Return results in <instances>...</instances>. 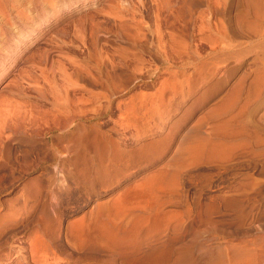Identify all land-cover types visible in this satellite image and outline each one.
I'll use <instances>...</instances> for the list:
<instances>
[{
	"label": "rangeland",
	"instance_id": "1",
	"mask_svg": "<svg viewBox=\"0 0 264 264\" xmlns=\"http://www.w3.org/2000/svg\"><path fill=\"white\" fill-rule=\"evenodd\" d=\"M30 1L19 8L46 32L18 57L2 47L0 70L12 66L0 97L50 110L35 83L58 75L59 62L74 77L67 54L114 87L100 99L106 113L72 118L68 130L7 131L0 200L19 196L22 220L0 231V264H264V0ZM41 4L61 15L40 14ZM20 23L0 27L15 37L29 30ZM224 31L227 47L214 50L210 38ZM80 83L84 96L102 92L87 73ZM160 92V111L174 101L161 128L144 131ZM57 135L58 163L25 168L23 156L42 158L36 146ZM211 142L224 144V158L193 162Z\"/></svg>",
	"mask_w": 264,
	"mask_h": 264
},
{
	"label": "bare ground",
	"instance_id": "2",
	"mask_svg": "<svg viewBox=\"0 0 264 264\" xmlns=\"http://www.w3.org/2000/svg\"><path fill=\"white\" fill-rule=\"evenodd\" d=\"M19 1L20 0H0V24L1 25L2 24L7 25L14 17H16L17 20L22 21V24L28 23L30 25V26H28L29 30L26 33H24L23 35H19V33H17V35H15V37L8 35L6 32V29H4V27H0V45H1L0 50H2V47L4 48V50H7L6 54L3 55L4 58L7 57L6 58L7 60H9L10 58H12L14 56L18 57L20 54H22L23 51L26 52V50L29 49L30 45L32 43L36 42L46 32V31H44L43 28L40 27V25L42 24V21H40L38 19L36 21V24H37L36 27H33V26H35V20L34 19L29 20L30 15L33 12L32 11H30V13L23 12L22 11L23 8L22 9L19 8V5H18ZM39 1L43 4H47L51 0H39ZM53 2H51V3L53 4ZM30 4H33V6H34L33 0L28 2V5H30ZM43 4L40 5L42 7V8H40V11H39V13L42 12L40 14L45 15V12L51 11L49 13L51 15L55 14L58 17L61 15L59 13V11L55 10L54 8H53V10L43 8V6H44ZM54 5H52V7ZM36 7H38V6L35 5L33 8H36ZM50 7H51V5H50ZM47 16L48 15L45 16L44 20H47ZM25 21H27V22H25ZM22 24L20 23V25H22ZM235 33L239 34L238 32H235ZM78 34H80V32H78ZM17 36H19L18 39H17ZM227 37L228 36H227L225 31L221 34H219L217 32V34L214 37H211L212 39L210 38V40H212L211 43H212L214 50L217 47L222 48V49L227 47L226 42H225L226 40H228ZM9 39L12 41V43H10V44L8 43ZM79 39L78 40L81 42L80 44H82L83 38L79 37ZM25 40H27V41H25ZM0 53H1V51H0ZM73 54H74V52H73ZM65 55H66V53H65ZM66 60H67V62H71L73 64L74 70H75L74 71V77L75 78L68 71L70 65L68 66L66 62H59V65H58V69H59L58 73L59 74L58 75L55 73H53V74L42 73L41 83H40V81L38 82L35 80L36 81L35 86L37 88L36 92H37V96H38V97H36L37 98L36 100H38L39 102H42L44 104H49L51 106L50 110L35 112L32 108H30L31 106L28 107V105H26V104L14 103L13 101H10L9 99H7L5 97H0V154L3 153L4 151H6V146L8 145L9 139L11 137L10 134L7 133V131H13V132L15 131L14 133H16V134H19L18 132H20V135L22 137H25V136H29V133H28L29 130L31 131L30 134L32 133V134L38 135V134H41V132H43L45 130L52 129V128L57 127V126L59 128L64 126L63 128L67 129V128H70V125L73 124L72 123L73 120H70L72 118H78L79 119V118H83L85 116H90V117L96 118V117L100 116L101 114L106 113L108 108L110 109L108 104L103 106L100 103V99L101 98H108V95L111 93V89L114 87L113 78L111 77V75L108 73H105V74L103 73L104 75H102V73L99 72L100 70H98V73H92L91 74V72L88 70V68H86L80 62V60H78L75 57V54H74V56H70L67 54ZM35 62L33 61V63H35ZM35 64H38V63H35ZM5 66L6 65L1 66V68L2 67L3 68L0 70V77L5 76L6 74L9 73V68L12 66V62H8V66L7 67H5ZM142 70L140 69V72ZM153 71H154V69H153ZM83 73H85V74L87 73L89 75V81L93 84L96 83L97 85H99L102 88L103 93L101 91H94V92L92 91L90 96H84V94H81L80 90L83 89V85H81V83H80V76H82ZM150 73H152V72H150ZM137 77H140V76L138 75ZM146 77H148V75H146ZM149 79H150V77L147 80H149ZM142 98H143V100L147 99L145 95H142ZM172 99H170L167 104L164 103V105H165V108L163 110L164 112L160 111L161 105L163 104L162 92H160V95L158 96V99L156 101H152L151 112H157L158 113V119H155V118L151 119L147 123V125L144 127V129H143L144 131L152 130L154 128H161V126H159V124L161 125L163 122V115L167 114L169 112V110H167V106L169 104L173 103L174 100H172ZM160 121H162V122H160ZM66 124H68L67 127H66ZM80 128H81L80 126L76 125L74 129H80ZM64 129H62V130L64 131ZM64 132H66V131H64ZM138 132L139 131H137L135 133L136 136L138 135ZM59 136L60 135H57V137H55V138L53 136H49L46 138V140L44 142L38 143L40 147L36 146V148L42 154L41 157L43 159L39 157L40 159H38L37 161L34 159L30 160V158L27 157V154L25 153L26 155L23 156V154H24L23 153L22 156L24 157L23 160H24L25 168H29L30 166L33 167L34 165L35 166L39 165L44 161L48 162L47 160H44L46 157L51 158V160H52V163L48 164L49 166H50V164H54V163L57 164L58 163L57 162L58 157H57L56 153H57V151H59V148H60L59 144H57L58 143L57 141H61V138ZM82 137L83 136L78 137V142H77V146H76L77 149H81V145L83 144V143L81 144ZM208 146H209L208 152H207L208 155L203 156L204 151H202V149H201L202 145H197L194 148V151L192 152L191 160L193 162H198L200 160H206V161H210L211 163H213V162L215 163V162L222 160L224 158V154L218 152V151L223 149L224 144H221V143L216 144V143L211 142V143H208ZM8 151H9V149H8ZM27 152H28V150H27ZM28 155H30V154H28ZM37 158H38V155H37ZM65 163H66V161L63 163H60V165H64ZM161 175L162 174L152 176V178H149V181L151 179L154 180L155 179L154 177H157L156 180H158V178L161 180V178H162ZM153 180H151V181L153 182ZM143 183H145V181ZM140 186L142 188L143 185H140ZM143 187H145V186H143ZM143 189H147V188H143ZM3 190H6V189L3 188ZM1 192H2V189H1L0 193ZM20 199L21 198L19 196L18 197L14 196L10 199L8 198L7 200L6 199L0 200V231H3L7 226H9L11 228H15L19 225L20 221L22 220L21 219V213H19V210L21 209ZM3 206H5V208L7 207V211L5 213H1V209H2L1 207H3ZM79 224L82 225V222H80ZM14 234L16 235V233H14ZM17 235H18V233H17ZM21 248L22 247L19 246V250H21ZM19 254H21V253H19ZM116 254L120 255V253H116ZM130 256H132V257L135 256V252H130ZM17 257L19 258V256H17ZM165 261H166V259H163L161 257H153V258H150L149 260L134 261L133 264H163V263H165Z\"/></svg>",
	"mask_w": 264,
	"mask_h": 264
}]
</instances>
